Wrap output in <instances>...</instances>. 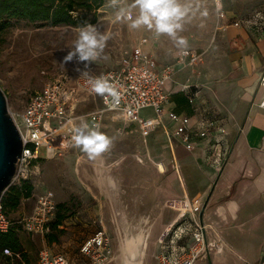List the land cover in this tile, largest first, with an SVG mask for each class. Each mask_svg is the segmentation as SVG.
Instances as JSON below:
<instances>
[{"label": "rangeland", "instance_id": "374dc122", "mask_svg": "<svg viewBox=\"0 0 264 264\" xmlns=\"http://www.w3.org/2000/svg\"><path fill=\"white\" fill-rule=\"evenodd\" d=\"M182 2L191 8L182 21L183 31L179 32L187 40L186 48H177L166 35L157 36L154 31L144 28L130 29L129 24L138 15V9L132 7L133 0H121L117 7L110 6L109 0H106L97 9L76 8L72 11L73 15L81 21L75 25L12 18L7 25L0 26V87L6 94L9 109L21 112L31 97L51 82L62 85L64 97L77 115H85L103 107L99 97L84 93L77 85V59L64 62L80 27L91 24L109 39L101 57L88 62V69L101 72L117 67L141 39L147 38L149 43L145 48L150 49L156 58V53L160 55L162 61L157 58L160 64L165 62L176 69L172 82L178 79L181 86L183 83L199 82L204 92L205 89L210 91L212 96L208 97L209 100L231 117L233 125L236 122L238 129L243 128L244 117L259 94V83L255 80L252 87L240 86L237 78L242 74L243 61L252 53V43L255 45L262 35L254 29L235 26L234 21L248 16L260 23L257 14L264 15V0ZM119 7L127 9V18L122 21H117L115 17ZM185 49H192L200 54L197 64L179 59L181 51ZM254 51L258 52L259 49L255 48ZM250 87L253 88V97L249 99L247 92ZM141 115L149 117L153 115V111L150 108L144 109ZM100 125L101 128L97 131L108 136L112 143L99 156L89 157L74 146L73 140L66 145V149H61L58 155L52 157L47 156L46 147L40 148L42 159L33 165V174L29 179L34 186L32 195L22 198L17 208H7L14 221L12 229L17 232L27 257L22 254L20 257L2 254L0 264H37L43 249L62 252L72 262H88L91 257L81 250L82 244L100 229L106 230L107 245L111 249V256L101 264H116L121 244L126 240L137 242L138 257L144 264H156V240L162 224L157 229H152L148 235H127L132 232L129 227L131 220L127 221L128 225L118 224L117 218L111 216V211L108 214L110 218L104 217V203L110 200L106 196L104 198V170L109 169L115 173L120 168L124 169V178L120 181L112 177L115 180L113 186L122 189L124 198L142 195L143 188L148 186L170 188L171 176L178 169L191 195L211 186L212 183L207 184L206 165L202 158L191 155L179 157L177 152L175 154L171 151L169 158L174 170L169 174L160 173L154 161L164 157L167 143L156 141L151 136L146 138L139 126L130 124L120 112L105 111ZM160 167L163 170L164 167ZM21 183L22 181L17 180L12 185ZM47 190L55 193L58 204L54 220L60 210L59 204H65L61 207V213L68 215L57 231L59 240L55 242L49 241L48 233L32 234L25 231L21 223L23 218L32 213L38 196ZM235 191L222 203L234 196ZM245 192L250 202L240 210L238 218L232 220L222 219L217 215L210 205V196L207 199L206 211L213 212L219 233L212 234L208 227L214 250L201 264H216L221 246L222 253L227 258L222 264L264 262V220L255 219L264 211V204L260 194L254 191V186L248 185ZM165 200L164 198V205ZM172 217L173 214L168 212L164 222ZM205 222L207 224L206 216ZM254 248L259 249L256 251Z\"/></svg>", "mask_w": 264, "mask_h": 264}, {"label": "built area", "instance_id": "2783aa9c", "mask_svg": "<svg viewBox=\"0 0 264 264\" xmlns=\"http://www.w3.org/2000/svg\"><path fill=\"white\" fill-rule=\"evenodd\" d=\"M223 17L225 14L222 15ZM260 23L254 17H241L234 21L238 27L254 29L264 33V15L257 14ZM149 43L147 38L141 41L128 53L117 67L95 72L88 69L85 63L78 62L79 71L77 85L86 94L95 98L99 97L102 108L93 110L85 115H77L64 97L60 83H47L44 88L37 91L21 112L11 110L13 119L21 133L23 150L18 158L14 181L30 179L33 174V165L42 157L40 148L46 147L47 156L58 155L61 149H66L72 140L71 125L68 121L79 124L81 119L87 122L90 128H101L105 111H118L129 122H138L142 132L146 135L152 132L158 124H162L165 108L170 100L171 93L167 82L173 77L175 68L171 64L160 66L156 57L145 48ZM200 54L192 49L182 50L179 59H187L190 64H197ZM87 73L92 77H104L119 93V103L113 104L110 96L102 97L91 91ZM260 86L263 90L259 106L264 109V71L260 77ZM193 85L183 83L181 90L188 93L189 101L194 102L196 91L192 93ZM194 96H191L192 94ZM152 109L155 117L141 116L144 109ZM169 118L177 123L174 135L179 137L187 149L195 148L193 136H212L214 142L208 149V160L217 170L223 169L224 161L228 158L231 146L227 143L225 135L227 130L214 119H204L199 122L197 130L191 126V117L175 110L168 111ZM67 145V146H66ZM166 205L179 211V216L163 232L160 243L161 250L157 255L159 264H195L200 258L211 253V244L208 240V226L204 221L203 213L206 204L200 197H186L170 199ZM58 204L55 193L47 190L37 198V203L32 213L21 220L25 231L32 234H46L51 231V222L57 214ZM14 221L5 211L0 200V232H8L13 228ZM191 237L192 242L182 244L181 240ZM106 230L100 229L96 234L85 240L81 250L91 257L88 262H72L66 254L43 249L40 252L37 264H101L111 256L108 248ZM5 254H14L9 248ZM21 256L20 253L16 254Z\"/></svg>", "mask_w": 264, "mask_h": 264}, {"label": "crops", "instance_id": "0c3cea01", "mask_svg": "<svg viewBox=\"0 0 264 264\" xmlns=\"http://www.w3.org/2000/svg\"><path fill=\"white\" fill-rule=\"evenodd\" d=\"M261 35L262 38H260L255 45L252 43V53L243 61L242 74L237 78V82L240 86H251L252 82L255 80L259 83V94L253 106L244 117L243 128L238 129L236 122L233 125L231 117L209 100L208 97L212 96L210 91L205 89V93L199 82H191L194 87L192 93L196 91L195 96L191 93V96H194V102L191 103L188 93L183 92L181 90V85L178 84L180 80L176 79L172 82L173 78L167 85L171 97L166 105L162 124H158L152 132L145 135L138 122H130V124L139 126L142 134L146 138L151 136L156 141H165L167 143V147L164 148V157L154 161L155 167L160 173L169 174L174 170L171 167V158H169L171 151H174L175 154L177 152L179 157L191 155L193 157L202 158L206 165L207 184L212 183L209 189L191 195L186 187L181 171L178 169V171H175L176 173L171 176L172 182H170V188H155L153 186H148L147 188H143L144 194H135L137 197L127 196L124 198L121 193L122 189L113 186L115 185V180L112 178L115 177L116 181H120V179L124 178V169L120 168L118 171H115V173L109 169L104 170V198L106 196L110 199L109 202L104 203V217L110 218L108 214L111 211L113 213L111 216L117 218L118 224L122 223L123 225H128L127 221L131 220L132 222L129 227L132 232L127 235H148L152 229H157V227H160L162 224V229L156 240V264H159L157 255L161 250L160 238L167 227L179 216L178 210L166 205L168 200L200 197L206 204L203 213L204 221L206 216L207 226L210 228L212 234L215 233L217 235L219 231L217 230V225L212 216L213 212L210 210L206 211L208 206L207 199L209 196L210 205H212L214 212L220 215L222 219L228 220L238 218L240 210L244 208V205L246 207L250 202L249 196L246 195L245 192L248 185L254 186V191L260 194L261 202L264 204V109L259 106V101L263 94V90L260 86V77L264 71V33ZM255 48L259 49V51L255 52ZM156 56L162 61L159 54L156 53ZM166 64L165 62L161 64L159 62L160 66ZM251 87L247 92L249 93V99L253 97V88ZM169 110H175L178 113L190 116L191 126L194 127L195 130H197L201 120L208 118L217 120L216 124L227 130L225 139L231 146V151L228 158L224 161L222 170H217L207 158L208 149L214 142V137H200L194 134L193 143L195 148L192 150L187 149L185 143L174 135L177 123L169 118ZM155 116V112L153 111L152 116L145 118H153ZM161 165L164 167L163 170L160 167ZM221 171L222 173L220 174ZM217 178L218 184L215 186ZM171 186L173 188H171ZM233 190H236L234 196L222 203L227 196L231 195ZM164 198L166 199L165 205ZM168 212L173 214V217L168 219L165 223L164 219L167 217ZM255 219L263 221L264 211L257 215ZM207 235L211 244L212 253L214 250V242L210 239L209 232ZM191 242V237L181 240V243L186 245ZM222 251L223 246L220 247V254L216 257V264H222V262L227 259ZM254 255L252 257H254ZM208 257L209 256L200 258L195 264H201V261L203 259L206 261ZM262 264H264V262Z\"/></svg>", "mask_w": 264, "mask_h": 264}, {"label": "clouds", "instance_id": "9594fccd", "mask_svg": "<svg viewBox=\"0 0 264 264\" xmlns=\"http://www.w3.org/2000/svg\"><path fill=\"white\" fill-rule=\"evenodd\" d=\"M121 0H109V5L117 7ZM132 7L138 9V15L129 24L130 29H147L154 31L157 36L166 35L177 48H186L187 40L179 35L183 31L182 21L188 16L190 5L182 0H133ZM127 9L119 7L115 17L117 21L127 18ZM109 37L102 34L96 26L87 24L81 26L73 46L64 57V62H71L74 58L85 63L98 60L107 44ZM91 91L102 97L110 96L113 104L119 103V93L115 87L104 77H92L86 72ZM71 125L74 146L86 153L89 157L99 156L110 147L112 141L104 133L90 128L89 124L81 119L79 124L68 121Z\"/></svg>", "mask_w": 264, "mask_h": 264}, {"label": "trees", "instance_id": "16d2710c", "mask_svg": "<svg viewBox=\"0 0 264 264\" xmlns=\"http://www.w3.org/2000/svg\"><path fill=\"white\" fill-rule=\"evenodd\" d=\"M106 0H0V26H5L12 18L27 19L30 21L47 20L54 24H79L80 18H75L73 10L76 8L97 9L100 8ZM34 186L29 179L21 184L11 185L2 198L5 211L7 208L15 209L24 197H30ZM60 210L54 221L51 222V232L48 233L50 242L59 240L60 225L68 216L61 213V207L65 204H59ZM56 231V233H55ZM9 248L14 255L17 253L27 257L24 246L15 231L11 229L8 232H0V256L5 254L4 250Z\"/></svg>", "mask_w": 264, "mask_h": 264}, {"label": "water", "instance_id": "95a60500", "mask_svg": "<svg viewBox=\"0 0 264 264\" xmlns=\"http://www.w3.org/2000/svg\"><path fill=\"white\" fill-rule=\"evenodd\" d=\"M22 150L21 133L8 107L6 94L0 87V200L13 183Z\"/></svg>", "mask_w": 264, "mask_h": 264}, {"label": "bare ground", "instance_id": "6f19581e", "mask_svg": "<svg viewBox=\"0 0 264 264\" xmlns=\"http://www.w3.org/2000/svg\"><path fill=\"white\" fill-rule=\"evenodd\" d=\"M172 78H170L169 81H171ZM169 81L167 82V85ZM138 255L139 247L137 242L134 240H126L121 244L120 253L116 257V264H144Z\"/></svg>", "mask_w": 264, "mask_h": 264}]
</instances>
